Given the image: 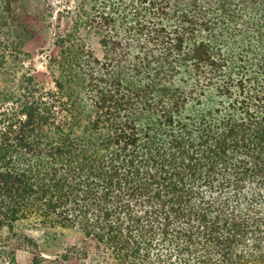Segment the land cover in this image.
Returning a JSON list of instances; mask_svg holds the SVG:
<instances>
[{
	"label": "trees",
	"instance_id": "1",
	"mask_svg": "<svg viewBox=\"0 0 264 264\" xmlns=\"http://www.w3.org/2000/svg\"><path fill=\"white\" fill-rule=\"evenodd\" d=\"M28 38L7 1L0 264L38 247L25 223L73 230L99 264H264V0H84L49 85Z\"/></svg>",
	"mask_w": 264,
	"mask_h": 264
},
{
	"label": "rangeland",
	"instance_id": "2",
	"mask_svg": "<svg viewBox=\"0 0 264 264\" xmlns=\"http://www.w3.org/2000/svg\"><path fill=\"white\" fill-rule=\"evenodd\" d=\"M10 1L14 10L26 18L29 38L25 41L24 50L29 54L25 61L26 69L30 70L38 81L51 84V72L47 66V52H55L53 45L57 33L64 32L72 24L79 7L84 0H0V6ZM88 44L101 55L99 40L87 31L82 32ZM44 52V53H43ZM19 81L12 82L3 78L2 87L8 90L17 89ZM25 223L23 231L28 234L38 247L24 243L16 251L19 264H99L96 259L98 251L94 243L82 242V236L73 230L62 227L50 229L32 227ZM90 255L81 262L84 252ZM67 255L68 257H65Z\"/></svg>",
	"mask_w": 264,
	"mask_h": 264
}]
</instances>
